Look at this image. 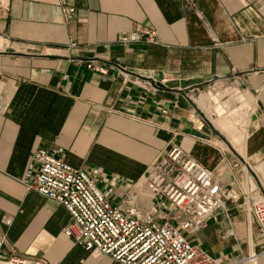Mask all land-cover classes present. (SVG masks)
Masks as SVG:
<instances>
[{
  "label": "crops",
  "instance_id": "crops-1",
  "mask_svg": "<svg viewBox=\"0 0 264 264\" xmlns=\"http://www.w3.org/2000/svg\"><path fill=\"white\" fill-rule=\"evenodd\" d=\"M67 5L74 8L69 16L59 0H6L0 7L2 254L47 264H121L72 242L63 234L67 210L26 189L22 178L32 152L61 149L59 155L89 172L100 190L111 189L113 205L124 209L126 195L135 192L133 205L142 216L155 208L156 223L179 226L183 216L175 208L144 197V175L172 144L209 168L223 187L236 186L244 162L264 161V0H67ZM136 24L155 29L158 43H118ZM90 60L105 73L87 68ZM156 73L163 81L211 76L184 90L198 108L195 96L217 102L215 91L226 84L252 100L254 107L241 109L247 113L243 153L229 140L221 147L214 129L180 108L169 88H155ZM219 108L213 123L220 129L216 123L225 119ZM226 122L229 131L220 130L235 144ZM182 231L218 264H249L244 257L264 249L256 223L239 202L226 201L202 230ZM256 262L264 264V254Z\"/></svg>",
  "mask_w": 264,
  "mask_h": 264
},
{
  "label": "built area",
  "instance_id": "built-area-1",
  "mask_svg": "<svg viewBox=\"0 0 264 264\" xmlns=\"http://www.w3.org/2000/svg\"><path fill=\"white\" fill-rule=\"evenodd\" d=\"M64 15L73 14L67 0H59ZM6 1L0 7L5 6ZM118 43L127 46L143 42L157 44V31L143 24L122 33ZM70 46H76L74 41ZM86 67L105 73V68L93 61ZM61 149L48 151L37 148L31 154L22 183L42 196L53 199L68 212L69 219L63 234L93 255L104 254L121 264H218L205 249L192 244L183 231L198 232L206 227L214 211L225 208L226 201L239 202L248 218L257 225L264 243V186L255 187L245 174L236 186L223 187L212 171L201 162L172 144L160 155L144 175L146 200L158 198L164 206L170 205L182 216L179 226L164 221L156 223L155 208L147 209L142 216L133 205L135 192L123 200L125 208L113 205L111 189L100 190L92 175L81 167L68 164L60 155ZM6 225L9 216L3 217ZM5 235L0 232V264H47L42 259L2 254ZM258 253L244 257L249 264H257Z\"/></svg>",
  "mask_w": 264,
  "mask_h": 264
},
{
  "label": "rangeland",
  "instance_id": "rangeland-1",
  "mask_svg": "<svg viewBox=\"0 0 264 264\" xmlns=\"http://www.w3.org/2000/svg\"><path fill=\"white\" fill-rule=\"evenodd\" d=\"M2 3L4 2L2 1ZM229 86L230 85L227 84L223 85L221 86L222 89L215 91V93L218 94L217 102L215 100L207 99L203 103V108L201 106H199V108L196 107L195 104L192 102L193 105L196 107V111L194 109L191 110L198 120L206 123L214 129V131L217 133V140H219L218 144L221 145V147L224 148V142L228 144L227 141L229 140V142L238 150L239 153H243L247 130V113H244V111H242L241 109L243 107H247L248 104L250 105L249 107H254V103H252V100L250 103H248L247 100H244V97L241 95L242 93L240 91ZM197 97L198 96H195L193 98V101H196ZM218 106L220 107L219 109L223 112L221 117L228 121L232 126L230 131L237 138V142L235 144L231 142L228 136L224 134L213 123V120L219 118L218 113L215 112V108H217ZM244 167H246L245 174L249 178L253 186H264V161L257 164L256 166L251 165L247 162L245 164L244 162L243 168ZM258 174L261 178H259ZM171 216H173V214Z\"/></svg>",
  "mask_w": 264,
  "mask_h": 264
},
{
  "label": "water",
  "instance_id": "water-1",
  "mask_svg": "<svg viewBox=\"0 0 264 264\" xmlns=\"http://www.w3.org/2000/svg\"><path fill=\"white\" fill-rule=\"evenodd\" d=\"M211 78V76H203L202 78L197 79L163 81L161 73H156L153 75L152 80L155 82L154 87L158 90L164 91L165 87L169 88V90L172 91L171 94H169L170 98H175L177 105L180 108L194 109L196 111V107L186 96L184 90L191 85L201 83L203 80H208Z\"/></svg>",
  "mask_w": 264,
  "mask_h": 264
},
{
  "label": "bare ground",
  "instance_id": "bare-ground-1",
  "mask_svg": "<svg viewBox=\"0 0 264 264\" xmlns=\"http://www.w3.org/2000/svg\"><path fill=\"white\" fill-rule=\"evenodd\" d=\"M3 2H5L6 0H2ZM206 95H203V96H199L198 98H196V102L202 106L203 105V102H204V99H205ZM221 130H225V131H229V124L225 121V120H221L219 122L216 123Z\"/></svg>",
  "mask_w": 264,
  "mask_h": 264
}]
</instances>
